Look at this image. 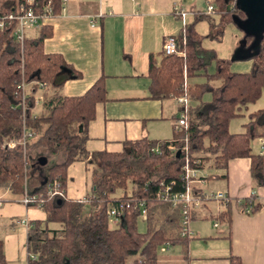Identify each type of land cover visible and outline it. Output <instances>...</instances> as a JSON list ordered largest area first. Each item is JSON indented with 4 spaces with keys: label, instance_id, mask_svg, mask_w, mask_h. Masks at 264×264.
I'll return each mask as SVG.
<instances>
[{
    "label": "trees",
    "instance_id": "trees-1",
    "mask_svg": "<svg viewBox=\"0 0 264 264\" xmlns=\"http://www.w3.org/2000/svg\"><path fill=\"white\" fill-rule=\"evenodd\" d=\"M27 0H0V188L11 195H23L26 186L27 152L30 148L46 149L60 155L61 161L48 168L39 189L34 193V206L44 214L42 221L27 223L25 235L26 261L29 264H157L159 249L165 244H182L189 236L179 237L180 206L155 200L160 183H172L171 192L190 187L182 170L184 160L197 158L213 170H224L233 159L249 160V175L253 186L264 187V160L251 153L250 143L263 138L264 107L246 115L243 132L230 133L229 123L245 117L248 105L264 97V31L256 37H245L242 60L250 61L247 73L230 70V60L218 58L211 49H204V39L219 40L228 25L244 20L236 0H211V14L193 11V19L184 24L175 36L179 55H148L147 77L149 98L152 100L187 98L186 129H172L170 141L142 138L125 141L118 153H89L85 148L87 127L94 119L95 105L105 101L104 77H99L80 96H50L66 80L79 79L80 74L65 64L59 54H44L42 42L51 36L46 26L25 36L19 44L14 37L16 22L7 20ZM33 14L41 15L47 6L51 17L60 14L61 0H30ZM212 16L216 17V22ZM208 22V33L199 35L195 25ZM239 28V27H238ZM249 38V39H247ZM241 53V52H240ZM213 66L211 73L208 68ZM193 80L192 86L186 81ZM25 85L26 90L20 88ZM44 88L39 90L38 85ZM40 93V111L31 116L33 95ZM208 97L207 100L205 97ZM21 103L26 110L21 111ZM30 133L25 153L20 146L5 148L7 142L19 140L22 126ZM171 143L176 152L167 149ZM186 147V153L182 148ZM157 151L154 152L153 150ZM82 162L89 172L90 206L67 199V167ZM198 169H202L199 166ZM209 175L205 179H217ZM130 187L127 188V184ZM47 188L56 194L46 197ZM129 189V191H128ZM122 192L143 201L146 210L144 231L139 232V208L129 204L116 228L108 229L105 205ZM253 200L238 207L243 212ZM225 204L215 220L229 224V207ZM254 205L251 213L257 211ZM191 210V209H190ZM189 210V214L190 211ZM190 217V215H189ZM15 227L16 224H13ZM52 226V227H51ZM34 260H29V256ZM0 264H6L0 238ZM229 264H240L236 257Z\"/></svg>",
    "mask_w": 264,
    "mask_h": 264
},
{
    "label": "crops",
    "instance_id": "crops-1",
    "mask_svg": "<svg viewBox=\"0 0 264 264\" xmlns=\"http://www.w3.org/2000/svg\"><path fill=\"white\" fill-rule=\"evenodd\" d=\"M199 1L67 0L58 16L40 24L51 29V36L42 42L44 54H59L65 64L80 74L79 79L66 80L58 91L48 90L50 96H80L99 77H104L105 101L95 105L94 119L87 127L85 148L89 153H118L123 142L142 138L167 141L178 108L174 99L149 98L147 59L149 54L156 56L161 52L165 37L175 38L181 27L192 21V12L200 11ZM175 6L184 10L183 18L173 14ZM36 30H27L26 36H32ZM245 37H236L229 49L222 47L220 52L215 51L217 57L223 53L228 56L230 70L234 73L250 70V61L241 59ZM221 38L216 42L222 43ZM249 38L254 44V36ZM192 84L193 80L186 81L187 86ZM261 99L263 105L259 109L264 107V97ZM250 106L243 111L244 116L252 113H249ZM40 108L41 104L36 108L38 112ZM229 127L230 123L228 130ZM241 132L242 127L230 133ZM255 148L253 154H258L259 141ZM66 173V198L81 201L89 193L87 166L74 162L67 167ZM203 173L201 169L198 177L216 175L218 178L205 179L202 186L196 184L195 188L202 192L219 191L227 197L229 224H219L215 220L224 205L202 202L190 210L189 224L209 217L216 234L211 236L205 234L202 227L188 226L189 240L163 245L158 251L157 264H229L230 257L238 258L240 264H264V187L253 186L249 160L233 159L227 162L224 170ZM41 181L42 178L32 192L25 186L24 194L37 191ZM23 195H11L0 188V238L6 264H26L27 223L44 220L39 208L20 203ZM115 195L120 197L122 192ZM251 197L258 209L246 215L238 207Z\"/></svg>",
    "mask_w": 264,
    "mask_h": 264
},
{
    "label": "built area",
    "instance_id": "built-area-1",
    "mask_svg": "<svg viewBox=\"0 0 264 264\" xmlns=\"http://www.w3.org/2000/svg\"><path fill=\"white\" fill-rule=\"evenodd\" d=\"M67 0H61V7L65 4ZM31 1H26V6H20L15 14H10L7 16V20H13L16 22V28L14 31V37L15 40L21 44L23 38L26 36L25 32L29 29H37L40 27V24L45 21L48 18H51L49 14V9L47 6L44 8V12L41 15H35L33 14L32 10L28 7L30 5ZM206 10L205 14H211L212 8L206 3ZM173 14L176 16H179V18H183L185 15L184 10H182L179 6L173 7ZM3 27V18H0V29ZM161 52L166 55H179L177 51V42L174 37H165L162 40L161 44ZM20 88L22 90H26L25 85L21 84ZM39 90H42L44 86L42 84L38 85ZM175 103L178 105V111H177V118L173 122V131L175 132H181L182 130L186 129V110H187V98L185 95L179 96L177 98H174ZM42 103V96L38 92L33 95L32 99V106H31V112L35 110L40 104ZM26 110L25 103H21V111L24 112ZM32 118H34V114L31 115ZM263 133H264V127H263ZM30 137V133L26 130L25 126H22V134L19 140L16 141H9L7 142L5 148L7 149H13L16 146H20L22 149V153H25L26 149V141ZM260 142V150L258 155H260L264 160V136L262 139L259 140ZM167 149L170 152H176L175 147L168 143ZM183 152L186 153V147L182 148ZM154 152L157 150L154 149ZM192 166L189 167V161L186 159L184 160V164L182 167V170L184 172V178L187 180L188 184L195 187L196 184L202 186L204 184L205 178L198 177V172L200 171L199 166H201V161L197 158H195L192 162ZM161 189L156 192L155 194V200L160 201L162 203L170 204L173 206H180V222H179V237L183 238L185 236H189V210L195 207H198L202 202L206 201H213V202H220L222 205H225L229 203V200L227 197L219 191H207L202 192L200 189V192H193L190 190V187H186L182 192H171V186L172 183L168 185H164L163 183H160ZM56 194L52 189L47 188L45 191L46 197H52ZM127 201L121 202L120 197H115L113 199H110L109 202L105 205V217L107 220V228L108 229H114L119 224L122 214L124 211L128 208L129 204H134L139 208V218L140 220H145L146 217V210L143 205V201L140 200H134L130 197V193L127 194ZM35 200L34 196H29L27 194H24L20 200V203L22 205L28 206L30 202H33ZM90 198L85 197L81 200L83 203V206H90L89 203ZM254 206L253 200H250L248 204L245 206L243 213L248 215L251 213L252 207ZM166 245V244H165ZM29 260H34V256L30 255ZM26 264H29L26 261Z\"/></svg>",
    "mask_w": 264,
    "mask_h": 264
},
{
    "label": "rangeland",
    "instance_id": "rangeland-1",
    "mask_svg": "<svg viewBox=\"0 0 264 264\" xmlns=\"http://www.w3.org/2000/svg\"><path fill=\"white\" fill-rule=\"evenodd\" d=\"M211 0H208L207 2H210ZM205 0H200L198 3L199 5H197V7L200 9L201 12H205L206 10V2ZM212 19L214 22H216V17L212 16ZM197 25V26H196ZM195 25V31L199 34V35H206L208 33V22L206 20H202L199 21L197 24ZM239 27V28H238ZM238 27L236 25H228L223 32L222 38H221V42L222 43H217L214 40H210V39H204L202 41V47L204 49H211L214 52H220L222 47H224V49H229V47H231V45L233 44V42L235 41L234 39L236 37H244L245 31L242 29L240 23L238 25ZM27 32V31H26ZM25 32V35H26ZM215 49V50H214ZM221 56L218 58H223V59H228V56L226 54H220ZM213 70V66H210L208 68V73H211ZM61 94V93H60ZM207 96L205 97V99L207 100ZM262 104V99H259L256 103H254V105H251L249 108V113L250 112H256L257 110H259V107H261ZM178 108V105H177ZM261 109V108H260ZM38 109H35L31 112V115H36L38 114ZM176 118H177V114H176ZM247 122V117L245 116L242 119H237L235 121H231L230 122V127H229V131L233 132V131H238V129L241 128L240 125H242L243 123ZM160 127V126H159ZM171 139V134L169 136L168 139H166L167 141H170ZM161 141H165V140H161ZM257 143V141H252L250 143V148H251V153H254L256 151L255 148V144ZM40 158H44L45 159V164L44 165H39L37 163L38 159ZM61 161V157L60 155L57 154H53L50 153V151L46 150V149H39V148H30L27 152V171H26V177H25V181H26V188L28 192H32L34 191L33 189L36 187V184L38 182V180L42 177L45 176L47 170L49 167L60 163ZM202 169H204V173L203 174H210V173H216L215 170L211 169V168H207V165L205 164H201ZM130 187V184H127V188ZM129 191V189H128ZM213 202V201H210ZM31 208H35L34 206H31ZM213 215V214H212ZM190 223V221H189ZM212 220L209 217H206L203 220H196L194 222H192L191 224H189V227L192 226H199L200 228L202 227L204 229V233L205 234H209L211 236H213L214 234H216V230L212 229ZM52 227V226H51ZM137 229L139 232H143L144 231V223L141 220H138L137 222Z\"/></svg>",
    "mask_w": 264,
    "mask_h": 264
},
{
    "label": "water",
    "instance_id": "water-1",
    "mask_svg": "<svg viewBox=\"0 0 264 264\" xmlns=\"http://www.w3.org/2000/svg\"><path fill=\"white\" fill-rule=\"evenodd\" d=\"M236 5L244 15V20L239 22L245 31V36L256 37L264 31V0H236ZM45 159H38L39 165L45 164Z\"/></svg>",
    "mask_w": 264,
    "mask_h": 264
}]
</instances>
